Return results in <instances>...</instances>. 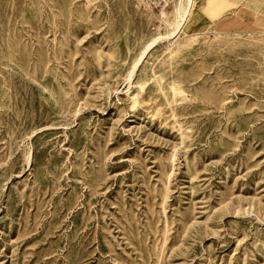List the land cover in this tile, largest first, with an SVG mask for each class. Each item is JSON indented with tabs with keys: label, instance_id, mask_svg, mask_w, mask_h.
Masks as SVG:
<instances>
[{
	"label": "rangeland",
	"instance_id": "obj_1",
	"mask_svg": "<svg viewBox=\"0 0 264 264\" xmlns=\"http://www.w3.org/2000/svg\"><path fill=\"white\" fill-rule=\"evenodd\" d=\"M175 7L0 0V264H264V0Z\"/></svg>",
	"mask_w": 264,
	"mask_h": 264
},
{
	"label": "bare ground",
	"instance_id": "obj_2",
	"mask_svg": "<svg viewBox=\"0 0 264 264\" xmlns=\"http://www.w3.org/2000/svg\"><path fill=\"white\" fill-rule=\"evenodd\" d=\"M177 0H175L176 3ZM183 1V0H182ZM180 1L177 7L174 3L175 9V24H168V27L171 29L167 36H160L157 40L168 39V40H176L177 37L181 34V32L185 29L187 23L190 21V17L192 15V11L194 8V0H188L187 5ZM186 4V3H185ZM148 8V7H147ZM151 10V9H150ZM167 10L162 11V15L164 18H167ZM157 40L153 43L157 44ZM177 42V41H176ZM151 45V46H153Z\"/></svg>",
	"mask_w": 264,
	"mask_h": 264
},
{
	"label": "built area",
	"instance_id": "obj_3",
	"mask_svg": "<svg viewBox=\"0 0 264 264\" xmlns=\"http://www.w3.org/2000/svg\"><path fill=\"white\" fill-rule=\"evenodd\" d=\"M141 2L152 11L162 12L172 8L175 0H141Z\"/></svg>",
	"mask_w": 264,
	"mask_h": 264
},
{
	"label": "crops",
	"instance_id": "obj_4",
	"mask_svg": "<svg viewBox=\"0 0 264 264\" xmlns=\"http://www.w3.org/2000/svg\"><path fill=\"white\" fill-rule=\"evenodd\" d=\"M212 4H214V2H212L211 3V7H212V9H214L215 8V5H212ZM201 17V16H200ZM199 17V19L197 20V23H196V27H199L201 24H202V21H201V18ZM221 20V19H220ZM212 21H214V20H212Z\"/></svg>",
	"mask_w": 264,
	"mask_h": 264
}]
</instances>
